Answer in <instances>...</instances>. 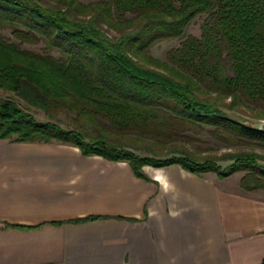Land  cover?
Instances as JSON below:
<instances>
[{
	"label": "trees",
	"instance_id": "trees-1",
	"mask_svg": "<svg viewBox=\"0 0 264 264\" xmlns=\"http://www.w3.org/2000/svg\"><path fill=\"white\" fill-rule=\"evenodd\" d=\"M201 15V37L186 36ZM0 27L20 43L43 39L60 53H36L0 35V90L50 119L75 115L67 129L0 97V139L74 145L84 155L127 161L144 179L147 165L219 178L243 171L244 190L264 189V153L198 155L181 142L210 127L232 146L264 148V133L253 128L264 121V0H0ZM170 39L182 41L166 61L146 53ZM100 121L113 132L101 131ZM127 132L146 136L135 140L150 155L117 140ZM223 161L232 163L223 168Z\"/></svg>",
	"mask_w": 264,
	"mask_h": 264
},
{
	"label": "crops",
	"instance_id": "crops-1",
	"mask_svg": "<svg viewBox=\"0 0 264 264\" xmlns=\"http://www.w3.org/2000/svg\"><path fill=\"white\" fill-rule=\"evenodd\" d=\"M143 171L0 139V264H262L264 189L244 190L238 172Z\"/></svg>",
	"mask_w": 264,
	"mask_h": 264
},
{
	"label": "rangeland",
	"instance_id": "rangeland-1",
	"mask_svg": "<svg viewBox=\"0 0 264 264\" xmlns=\"http://www.w3.org/2000/svg\"><path fill=\"white\" fill-rule=\"evenodd\" d=\"M82 3L88 4L94 0H80ZM206 19V15H201L196 17L188 26L186 36H195V37H201L202 34V25ZM103 30L105 33L114 38L118 36V33L106 28L105 26L103 27ZM0 35L3 36L5 39H7L10 42L18 43L22 48L36 52V53H41V54H46L50 52L52 55L59 57L60 53L58 50H53L50 49L46 43L45 40L41 39L38 43L36 44H29V43H20L17 39L14 38L12 35V29L9 27H0ZM181 39H170V40H164L160 42H156L155 44L151 45L147 50L146 53L151 55L154 58H157L159 60L166 61L167 60V55L169 51L172 49H175L180 46L181 44ZM0 97L3 98H9L14 101H16L20 106H22L24 109H27L30 111L37 120L45 122V121H54L57 122L60 126L63 128L67 129H72L75 127V122L74 114H66L62 113L59 114V116L55 119H50L46 114L43 112L31 108L27 106L22 100H20L14 93L11 92H6V91H1L0 90ZM228 115L234 118H240L241 116L233 113V112H228ZM100 124L103 126V131L104 129L113 132V129L110 127L109 123L100 121ZM213 128L210 127H203L200 128L194 132L188 131L185 133V135L190 136L193 140L191 141H181L186 144V146L191 149L192 151H195L198 155H207V154H217L221 155L227 152H238L243 149H249L253 148L256 151H259L261 153H264V148L261 147H248V146H232L228 142L216 137L213 133ZM135 137H142L137 133H125L119 136L117 140L119 141H127L130 145H133L134 149L136 150V153L140 156H146L150 155L149 152L145 151V144L141 142H136ZM134 138V139H133ZM147 137H142V139ZM232 161H223L220 162V165L223 168L228 167ZM240 175H244L246 172L240 171L238 172Z\"/></svg>",
	"mask_w": 264,
	"mask_h": 264
},
{
	"label": "water",
	"instance_id": "water-1",
	"mask_svg": "<svg viewBox=\"0 0 264 264\" xmlns=\"http://www.w3.org/2000/svg\"><path fill=\"white\" fill-rule=\"evenodd\" d=\"M253 128L259 132H262L264 133V121H261V122H258V123H255Z\"/></svg>",
	"mask_w": 264,
	"mask_h": 264
}]
</instances>
